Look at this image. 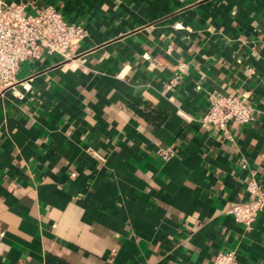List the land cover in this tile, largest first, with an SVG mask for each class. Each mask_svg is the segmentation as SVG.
I'll use <instances>...</instances> for the list:
<instances>
[{"label": "crops", "instance_id": "1", "mask_svg": "<svg viewBox=\"0 0 264 264\" xmlns=\"http://www.w3.org/2000/svg\"><path fill=\"white\" fill-rule=\"evenodd\" d=\"M4 1L85 35L0 89V264H264V208L251 227L230 211L264 186V0ZM211 91L254 118L202 124Z\"/></svg>", "mask_w": 264, "mask_h": 264}, {"label": "built area", "instance_id": "2", "mask_svg": "<svg viewBox=\"0 0 264 264\" xmlns=\"http://www.w3.org/2000/svg\"><path fill=\"white\" fill-rule=\"evenodd\" d=\"M85 35V28L78 22L68 21L61 10L52 2L36 6L33 11L25 10V3L17 1L0 2V89L14 80L19 63L30 56H39L46 51H57L64 55ZM185 61H178L173 74L166 83L169 87L186 71ZM209 103L200 116L202 124L225 128L229 121H249L255 116L252 103L236 92L211 91ZM178 112L185 118L190 115L181 108ZM171 149H161L167 156ZM245 164V162H243ZM250 195L230 206L233 217L246 227H251L258 211L264 208V186L252 173L246 179ZM236 252L233 248L215 253L206 264H235Z\"/></svg>", "mask_w": 264, "mask_h": 264}]
</instances>
